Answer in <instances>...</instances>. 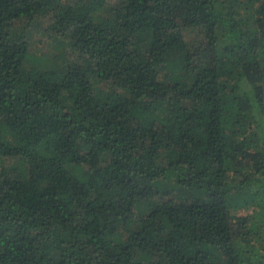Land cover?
I'll list each match as a JSON object with an SVG mask.
<instances>
[{"label": "trees", "instance_id": "trees-1", "mask_svg": "<svg viewBox=\"0 0 264 264\" xmlns=\"http://www.w3.org/2000/svg\"><path fill=\"white\" fill-rule=\"evenodd\" d=\"M0 264H264V0H0Z\"/></svg>", "mask_w": 264, "mask_h": 264}, {"label": "rangeland", "instance_id": "rangeland-1", "mask_svg": "<svg viewBox=\"0 0 264 264\" xmlns=\"http://www.w3.org/2000/svg\"><path fill=\"white\" fill-rule=\"evenodd\" d=\"M40 24V23H39ZM35 31L34 37H35V42L33 47L35 48V51L37 53V56H41V54L48 55L52 52H54L55 55H58V51L54 50V46L58 44V40L50 37V33L47 32L46 29V24H40V26H35ZM50 55V56H51ZM30 67H36L38 70H44V64H38V63H33V60L29 62Z\"/></svg>", "mask_w": 264, "mask_h": 264}]
</instances>
